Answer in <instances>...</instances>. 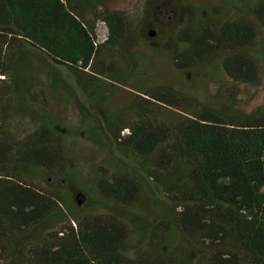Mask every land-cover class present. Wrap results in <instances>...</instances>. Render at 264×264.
<instances>
[{
    "label": "trees",
    "instance_id": "1",
    "mask_svg": "<svg viewBox=\"0 0 264 264\" xmlns=\"http://www.w3.org/2000/svg\"><path fill=\"white\" fill-rule=\"evenodd\" d=\"M216 1L145 0L132 19L110 0H0V264H264V103L206 90L216 70L264 79V0ZM9 111L32 129L8 130ZM79 134L105 154L90 182Z\"/></svg>",
    "mask_w": 264,
    "mask_h": 264
},
{
    "label": "rangeland",
    "instance_id": "2",
    "mask_svg": "<svg viewBox=\"0 0 264 264\" xmlns=\"http://www.w3.org/2000/svg\"><path fill=\"white\" fill-rule=\"evenodd\" d=\"M193 2L204 6L207 11H210V9L215 8L218 11L217 1L216 0H192ZM170 2V1H169ZM145 0H110L109 4L111 8L120 9L124 11L130 18L136 19L140 16L143 7H144ZM169 4L168 2H166ZM159 18H155L154 22L155 24L158 23ZM167 21V20H166ZM165 18L161 19L159 21L160 25H164ZM96 30H97V38L98 40H101L105 38L107 33L106 25L103 21L98 20L95 24ZM153 32H151L152 34ZM138 48L144 49L145 46L140 45ZM154 53V52H152ZM155 54V53H154ZM158 55V54H156ZM163 58V57H162ZM135 59V58H134ZM137 63H139L141 66L142 61L141 58L136 60ZM166 66V69H165ZM161 73H164L166 71L172 72L174 75H177L178 72L172 71L168 64L160 63L159 65ZM35 74L37 75V82L33 85V92H41L42 97L39 95L38 100L43 98L45 100V106L47 112H51L55 114L57 117L65 119L69 125H75L77 122V115L75 109L71 108L69 106V102L65 101L64 94L57 90L55 93H52L48 86L44 83V77L42 73H39L37 70H35ZM179 76H183L182 74H179ZM202 77H204V74H202ZM188 78V76H187ZM185 78V79H187ZM120 86L124 87L123 90H121L120 93H117L115 96L114 101L118 102H128V98H130V95L127 90L130 89L127 85H123L122 83H117ZM182 86L183 83H181ZM221 86V91L224 92L226 88H231L232 91L235 93V106L241 107L245 110H249L255 105L264 103V79L260 81L258 85L250 86L244 83H234L231 82L226 75L222 71L216 70L215 74H212L209 76V79L206 80V90L208 93L216 92L218 87ZM77 93L80 92V89L76 90ZM86 100H90V98H87ZM112 100V101H113ZM95 102V99H93ZM32 104V108H38L42 106L37 101L30 102ZM71 103V102H70ZM6 126L8 127V130L13 132L15 135H22L24 132H28L32 129V120L28 116L14 113L13 111H9L6 118H5ZM79 141L75 142L74 147L71 148L70 153L73 155L74 158H76L77 165L78 164H85L86 170L84 169L82 173L79 174V181L86 180L87 182H90L92 178L94 177L95 173L94 170L90 171L88 168L89 163H91L92 166L98 165L102 160L105 159V154L102 152L92 148L91 145L88 143H85V136L83 134H79L78 136ZM102 159V160H101Z\"/></svg>",
    "mask_w": 264,
    "mask_h": 264
},
{
    "label": "water",
    "instance_id": "3",
    "mask_svg": "<svg viewBox=\"0 0 264 264\" xmlns=\"http://www.w3.org/2000/svg\"><path fill=\"white\" fill-rule=\"evenodd\" d=\"M150 34H151V32H150ZM76 199H77V201L79 203H81L83 201V199H84V196L82 194H80V193H77Z\"/></svg>",
    "mask_w": 264,
    "mask_h": 264
}]
</instances>
